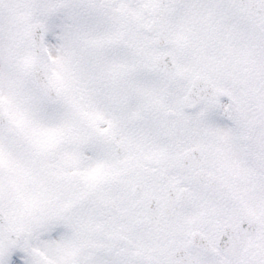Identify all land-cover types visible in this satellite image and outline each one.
Wrapping results in <instances>:
<instances>
[{"label": "snow or ice", "instance_id": "obj_1", "mask_svg": "<svg viewBox=\"0 0 264 264\" xmlns=\"http://www.w3.org/2000/svg\"><path fill=\"white\" fill-rule=\"evenodd\" d=\"M0 264H264V0H0Z\"/></svg>", "mask_w": 264, "mask_h": 264}]
</instances>
